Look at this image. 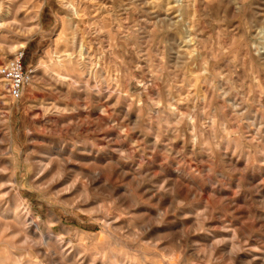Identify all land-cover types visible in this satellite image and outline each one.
Wrapping results in <instances>:
<instances>
[{
	"label": "rangeland",
	"instance_id": "1",
	"mask_svg": "<svg viewBox=\"0 0 264 264\" xmlns=\"http://www.w3.org/2000/svg\"><path fill=\"white\" fill-rule=\"evenodd\" d=\"M0 5V264H264V0Z\"/></svg>",
	"mask_w": 264,
	"mask_h": 264
},
{
	"label": "built area",
	"instance_id": "2",
	"mask_svg": "<svg viewBox=\"0 0 264 264\" xmlns=\"http://www.w3.org/2000/svg\"><path fill=\"white\" fill-rule=\"evenodd\" d=\"M23 57L24 53L19 52L0 66V77L6 82L8 93L15 100L22 97L25 87L32 79V71L25 69Z\"/></svg>",
	"mask_w": 264,
	"mask_h": 264
},
{
	"label": "bare ground",
	"instance_id": "3",
	"mask_svg": "<svg viewBox=\"0 0 264 264\" xmlns=\"http://www.w3.org/2000/svg\"><path fill=\"white\" fill-rule=\"evenodd\" d=\"M9 1V0H8ZM11 2V1H10ZM79 4V3H78ZM6 7V6H4ZM7 10H5L4 8H2V5H0V28H4L6 26V16H8L7 14L9 13V7L6 8ZM4 11V13H2ZM76 13V12H75ZM9 19V18H8ZM8 28V27H6ZM81 32V31H80ZM188 36V35H187ZM79 43V42H78ZM86 43V42H85ZM10 47V46H9ZM80 50V49H79ZM190 54V53H189ZM81 65V64H80ZM83 71V70H82ZM228 121V120H227ZM192 130V129H191Z\"/></svg>",
	"mask_w": 264,
	"mask_h": 264
}]
</instances>
